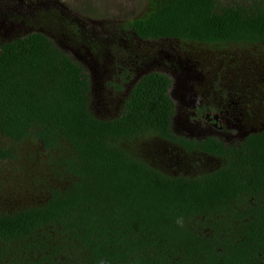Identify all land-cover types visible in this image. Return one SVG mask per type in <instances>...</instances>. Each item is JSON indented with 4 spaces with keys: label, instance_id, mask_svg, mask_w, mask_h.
<instances>
[{
    "label": "trees",
    "instance_id": "16d2710c",
    "mask_svg": "<svg viewBox=\"0 0 264 264\" xmlns=\"http://www.w3.org/2000/svg\"><path fill=\"white\" fill-rule=\"evenodd\" d=\"M139 4L0 0L30 31L0 38V264H264V0ZM176 73L197 119L231 109V142L177 130Z\"/></svg>",
    "mask_w": 264,
    "mask_h": 264
},
{
    "label": "rangeland",
    "instance_id": "374dc122",
    "mask_svg": "<svg viewBox=\"0 0 264 264\" xmlns=\"http://www.w3.org/2000/svg\"><path fill=\"white\" fill-rule=\"evenodd\" d=\"M54 1L61 4L63 7L70 9L75 14L77 13L81 16L82 15L85 16L90 13L91 15L92 10H94L98 13L99 18H101L102 16H106L107 19H110V18L124 19V18H129L132 16H136L137 14H139V7H140L139 0H54ZM227 1H231V0H227ZM18 13L21 14L20 12ZM26 13H27V9L23 12V14H26ZM4 24L6 26L5 28L9 27V23L6 22ZM68 54L75 57V55L71 52H69ZM83 54H86V53H83ZM84 57L87 60H88V57L90 58V56L88 55ZM170 57L172 56L166 55L165 53H159L157 56L156 66H162L163 64H166L169 61H173V58H170ZM167 59L169 61H167ZM182 59L184 60V63H188L190 61V59L187 56L182 57ZM193 59L191 60L192 62L194 61ZM193 69H196V65ZM176 74L177 76L175 75L173 76L174 88L180 91L181 95L179 96V98L173 97V99H174V103L178 105V102L181 101V103H183L184 99L187 100L186 96H188L189 100L194 99V97L191 96L189 93L188 94L185 93V90H184L185 86L182 80L185 79L186 85L190 86V84L193 85V82H195L196 79L188 74L186 77L180 76L178 73ZM208 77H209L208 74L205 73L203 77L201 76V81L207 82ZM222 81L223 83H228L227 79H224ZM205 96H207L206 89L204 90V97ZM177 130L184 134L185 131L188 129L181 127V125H178ZM230 139L232 140V137Z\"/></svg>",
    "mask_w": 264,
    "mask_h": 264
},
{
    "label": "flooded vegetation",
    "instance_id": "af4514ba",
    "mask_svg": "<svg viewBox=\"0 0 264 264\" xmlns=\"http://www.w3.org/2000/svg\"><path fill=\"white\" fill-rule=\"evenodd\" d=\"M5 24L4 22H0V38L1 39H6L9 37H17L19 35H23V33H26L29 31V29L26 26H22L21 24H18L16 26H14L13 24H11L9 27L5 28ZM61 34V33H60ZM60 34H56L55 37L53 36L54 40H57V42L59 43V45L61 46L62 49H64L67 53L71 52L75 55V57L77 58L78 61L82 62V63H87L88 60L85 59L84 56H86L87 54H83V53H87L84 51H79L77 49H75L74 47H69L66 44H63L66 39H62L60 36ZM78 51V52H77ZM86 65V64H85ZM87 66V65H86ZM164 64L162 66H156V67H163ZM90 67V66H89ZM166 67V66H165ZM186 77V76H184ZM185 89L189 86L186 85V80L183 79L182 80ZM173 95L175 94V96H179L178 90H173ZM185 93L188 94L185 90ZM185 94V95H186ZM187 100H183L184 101V106L186 108H191V113L189 114V116L186 118V121L189 122V117H192V120L190 121V124L192 126V131L194 133H191V135H194L195 137H200L203 134L205 135L206 132H210L213 133L216 129H218L217 131H221L223 130L221 126H225L227 129V132L222 133V136L225 138V141H229L231 142L232 140L230 139L232 137V127H234V124L232 123V114H230L229 112H232L231 109H227L224 106H221V108L219 109L218 107V111L216 110V112L212 109H210L208 106L204 107L205 110V115L204 117H202L204 119V121L202 122L200 117L197 119L196 118V114H197V109L195 106L198 105H203L201 104V101H199L197 104L195 102V100L188 98V96H186ZM196 126L199 127L196 128ZM204 126V129L201 130L200 127ZM206 130V132H205ZM204 137V136H203Z\"/></svg>",
    "mask_w": 264,
    "mask_h": 264
},
{
    "label": "clouds",
    "instance_id": "9594fccd",
    "mask_svg": "<svg viewBox=\"0 0 264 264\" xmlns=\"http://www.w3.org/2000/svg\"><path fill=\"white\" fill-rule=\"evenodd\" d=\"M6 23V22H5ZM11 24L9 23V26H10ZM173 90H176V89H174V86H173ZM184 90H186L185 88H184ZM186 92L188 93V91L186 90ZM178 93H179V96L181 95V93H180V91H178ZM184 100H186V99H184ZM177 125H181V127H183V128H189V129H191L192 128V126L191 125H189V124H186V125H183L182 123H180V122H178V124ZM189 135H190V137H195L194 135H191V133H189ZM196 138V137H195ZM218 161V160H217ZM219 163V162H218Z\"/></svg>",
    "mask_w": 264,
    "mask_h": 264
},
{
    "label": "water",
    "instance_id": "95a60500",
    "mask_svg": "<svg viewBox=\"0 0 264 264\" xmlns=\"http://www.w3.org/2000/svg\"><path fill=\"white\" fill-rule=\"evenodd\" d=\"M175 89V88H174Z\"/></svg>",
    "mask_w": 264,
    "mask_h": 264
}]
</instances>
